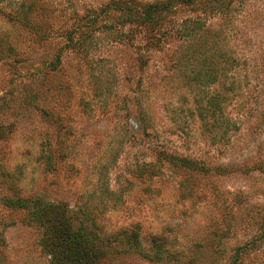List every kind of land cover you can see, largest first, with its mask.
Masks as SVG:
<instances>
[{"label":"rangeland","instance_id":"rangeland-1","mask_svg":"<svg viewBox=\"0 0 264 264\" xmlns=\"http://www.w3.org/2000/svg\"><path fill=\"white\" fill-rule=\"evenodd\" d=\"M158 1L0 0V264H49L3 197L173 251L110 264H264V0H176L153 32L124 19Z\"/></svg>","mask_w":264,"mask_h":264},{"label":"trees","instance_id":"trees-1","mask_svg":"<svg viewBox=\"0 0 264 264\" xmlns=\"http://www.w3.org/2000/svg\"><path fill=\"white\" fill-rule=\"evenodd\" d=\"M192 2L185 0L180 4L191 5ZM139 5L129 3L121 6L122 14L127 23L145 27L148 32H153L167 14L174 12L177 7L176 0ZM205 60L198 59L199 71L202 66L210 76L211 69L203 64ZM1 201L4 206L29 212L30 223L41 230L39 244L49 257V264H110L113 259L122 258L126 254H136L149 262L160 263L169 259L173 253L166 248L167 241L158 236L150 238L148 249L144 247L137 224L125 227L113 235H105L94 217L82 210L73 213L61 203H43L37 198L21 197H3ZM254 244L255 241L247 242L240 249L250 248ZM234 264H238L237 261Z\"/></svg>","mask_w":264,"mask_h":264}]
</instances>
